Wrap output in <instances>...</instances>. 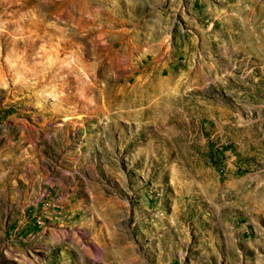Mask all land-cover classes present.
<instances>
[{
  "label": "rangeland",
  "instance_id": "rangeland-1",
  "mask_svg": "<svg viewBox=\"0 0 264 264\" xmlns=\"http://www.w3.org/2000/svg\"><path fill=\"white\" fill-rule=\"evenodd\" d=\"M0 264H264V0H0Z\"/></svg>",
  "mask_w": 264,
  "mask_h": 264
}]
</instances>
